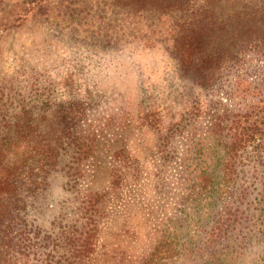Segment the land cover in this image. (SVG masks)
<instances>
[{
    "label": "trees",
    "instance_id": "16d2710c",
    "mask_svg": "<svg viewBox=\"0 0 264 264\" xmlns=\"http://www.w3.org/2000/svg\"><path fill=\"white\" fill-rule=\"evenodd\" d=\"M75 3L111 11L110 16L96 11L102 12L99 17L86 18L93 22L88 21V30L100 33L107 42L101 52L110 48L114 38L121 48L130 44L144 50L161 47L181 72V81L170 80L177 84L179 108L169 107L165 113L142 98L134 124L127 112L125 119L109 114L104 123V129L113 130L116 125L109 139L122 143L110 154L114 191L121 193L128 172L138 163L130 144L139 136H157L164 162L178 159L184 164L185 189L178 198L182 216L179 224H169L183 230L163 233L129 264H160L183 250L194 258L197 255L198 264H228L255 243L263 246L255 264H264V0ZM37 6L20 7L11 21L0 17V39L2 30L18 29L29 21ZM53 18L69 24L74 14L66 11ZM78 80L73 72L59 78L57 84L78 97L74 105L78 109L66 107L56 113L53 124L57 126L50 132L42 130L48 140L34 133H38L32 128L38 118L25 105L14 115L0 110V264H96L88 259L97 250L107 191L81 192L73 211L67 257H56L59 245L51 244V235L30 222L23 198L46 186V178L68 150L73 153L68 170L75 179L82 176L83 167L94 166L96 134L89 128L77 133L73 126L86 122L89 101L99 100L98 85L92 78ZM10 100L11 94L0 91V105ZM178 136L190 137L187 147L169 146ZM29 163L36 164L25 173ZM23 178L30 180L27 187Z\"/></svg>",
    "mask_w": 264,
    "mask_h": 264
},
{
    "label": "rangeland",
    "instance_id": "374dc122",
    "mask_svg": "<svg viewBox=\"0 0 264 264\" xmlns=\"http://www.w3.org/2000/svg\"><path fill=\"white\" fill-rule=\"evenodd\" d=\"M2 1L0 17L11 21L20 7L27 4L37 6L39 0ZM65 1L69 4L63 5L60 0H44L35 11L31 10L29 21L18 29L11 27L2 30L0 91L11 94L13 100L0 105V110L14 115L20 113L25 105L38 118L32 126L33 130L38 129V133H34L42 134L47 139L45 132L57 126L53 121L59 110L66 107L78 109V106H74L78 97L69 95L59 86V78L73 72L82 83L90 78L95 81L99 100L89 101L86 122L73 126L77 133L83 134L89 128L92 134H96L98 151L94 166L83 167L82 176L78 175L79 179H75L71 176L72 171L68 170L73 165L72 149L68 150L58 167L46 178V186L26 197L22 196L28 205L27 217L30 222L51 235L54 240L51 244L59 245L56 246V257H67L71 255L69 236L70 226L75 222L73 211L79 204L81 192L90 188L107 191L97 250L88 263L129 264L136 255L152 247L163 233L174 230L180 233L183 230L169 224H179L182 216L178 198L185 189L184 164L178 159L164 162L159 153L161 147L157 136H139L130 144L138 163L128 172V181L121 193L114 191L110 187V154L122 143H113L109 139L116 125L113 130L104 129V123L109 114L116 113L125 119L127 112L134 124L142 98L150 107L156 106L165 113L169 107L179 108L181 100L177 84L170 80L174 77L175 81H181V72L177 63L170 60L161 47L144 50L130 44L121 48V45H115L114 38L110 41V48L101 52L102 48L107 47V42H103L100 33L88 30V21L91 20L86 18L92 14L99 17L102 12L110 16L111 11L92 7L91 4L79 6L76 0ZM66 11L68 15L74 14V20L69 24L60 18H53V14L61 15ZM32 82L36 85L33 89ZM141 87L145 88L144 93ZM189 138L178 136L169 146L183 149L187 147ZM206 158L209 160L210 156L206 155ZM35 164H27L25 173L33 170ZM76 181L79 183L75 188L73 185ZM22 182L27 187L30 180L23 178ZM262 249L261 244L255 243L231 258L228 264H255ZM198 262L197 255L194 258L190 252L183 250L177 257L160 264Z\"/></svg>",
    "mask_w": 264,
    "mask_h": 264
}]
</instances>
